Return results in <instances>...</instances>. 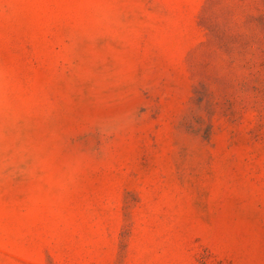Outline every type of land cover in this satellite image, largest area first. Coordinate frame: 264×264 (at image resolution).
<instances>
[{
	"label": "rangeland",
	"instance_id": "1",
	"mask_svg": "<svg viewBox=\"0 0 264 264\" xmlns=\"http://www.w3.org/2000/svg\"><path fill=\"white\" fill-rule=\"evenodd\" d=\"M0 264H264V0H0Z\"/></svg>",
	"mask_w": 264,
	"mask_h": 264
}]
</instances>
